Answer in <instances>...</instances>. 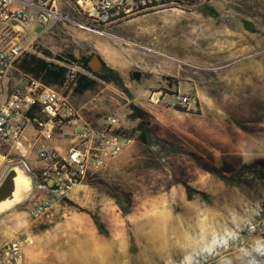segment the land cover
I'll list each match as a JSON object with an SVG mask.
<instances>
[{
    "label": "rangeland",
    "instance_id": "rangeland-1",
    "mask_svg": "<svg viewBox=\"0 0 264 264\" xmlns=\"http://www.w3.org/2000/svg\"><path fill=\"white\" fill-rule=\"evenodd\" d=\"M205 4L217 15L200 5L134 17L110 28L109 36L97 34L100 40L70 25L39 39L31 52L43 56L47 49L54 62L68 66L64 54L72 52L99 55L120 69L124 84L133 85L125 86L130 94L101 82L89 97L106 111L89 119L98 123L116 115L134 143L75 187L68 196L73 204L55 202L38 219L32 209L48 193L28 174L25 197L0 213V249L20 240L19 264H264V0ZM135 70L143 73L140 80L132 77ZM179 88L197 96L198 112L173 106ZM83 96L76 93L75 99ZM130 103L147 116L132 118ZM139 126L154 128L192 156L159 157L132 132ZM35 140L36 133L22 141ZM39 147L25 157L35 171L43 166L32 164ZM21 158L16 147L7 154L0 181ZM245 166L237 184L221 176ZM186 184L196 190L192 199Z\"/></svg>",
    "mask_w": 264,
    "mask_h": 264
},
{
    "label": "built area",
    "instance_id": "built-area-1",
    "mask_svg": "<svg viewBox=\"0 0 264 264\" xmlns=\"http://www.w3.org/2000/svg\"><path fill=\"white\" fill-rule=\"evenodd\" d=\"M209 0H0V168L7 154L17 148L19 164L38 187L49 194L35 203L32 216L38 219L55 204L69 196L75 187L103 170L110 160L129 149L134 138L120 132L116 115H107L96 124L88 119V109L78 107L73 98L81 74V63L69 64L63 83L48 86L29 74L18 72L17 64L31 52L39 39L62 25L109 36V29L134 17L168 10L185 11ZM29 33H34L28 40ZM174 107L190 113L200 109L197 96L177 90ZM37 139H51L64 128L72 130V145L66 153L41 148L44 162L36 174L25 157L32 143L22 140L30 127ZM39 178L41 182H38ZM5 264H19L24 251L20 240L0 249Z\"/></svg>",
    "mask_w": 264,
    "mask_h": 264
},
{
    "label": "trees",
    "instance_id": "trees-1",
    "mask_svg": "<svg viewBox=\"0 0 264 264\" xmlns=\"http://www.w3.org/2000/svg\"><path fill=\"white\" fill-rule=\"evenodd\" d=\"M201 11L211 16L217 15L216 10L212 6L207 5V4H202ZM244 24L246 25L247 28L253 29L252 25L249 22L245 21ZM36 45H38V43ZM64 55H66L70 61L65 59L64 56L62 55H59L57 57L61 61H66V62L68 61L67 63L69 62L70 63L72 62L81 63L83 67L87 70V72L92 75L90 76V74L86 73V74H81L79 76L78 84L75 88V94L84 93L86 90H90V91L95 90L99 84V80H102L107 83L116 84L119 87L123 88L124 89L123 91L125 93H127L128 95L130 94L127 88H125L124 80L119 70L108 66L105 62L103 64V67L100 70H94L89 65L90 60L93 55L76 56L72 52H67ZM49 57H51V53L47 49H44L43 56L39 55L38 53L27 52L17 64L18 72L16 73V76H21L22 73H25V74H29L33 76L36 79L41 80L44 84L48 86L61 85L65 79L66 73L68 71V67L65 64L57 63V62H54L53 60H50ZM73 101L76 104V100L74 98H73ZM130 113H131V117L135 119L140 118L141 120H143L142 118H145L147 116V113L142 108H140L138 105L134 103H130ZM120 132L128 135L127 128L124 127L123 125H121L120 127ZM132 132L138 134V138L142 143H147L151 145L152 148L155 149L156 155H158L159 157H165V155H175L176 156V155H180L184 153L189 154L190 157L192 156L191 153L184 151L177 144L167 141L166 139L160 138L157 135L155 129L149 126H145L143 129L139 127L134 128ZM38 158L41 160L40 157ZM28 162L32 170L36 174H39L40 170L35 171L34 167L31 166V162L30 161ZM246 170H247V167L245 166L241 172L237 174H233L232 176H223L219 174L217 170H210V171L214 174L221 175L222 178L228 184L234 185L242 181L243 176L246 175L245 174ZM89 180L90 178L87 180V182ZM244 181H247V177L246 179H244ZM38 182H41L40 178ZM185 187H186L187 197L189 199H192L193 194L196 190H194L188 184H186ZM41 189L44 190V188H41ZM114 195L115 197H117L118 203L121 204L122 196L118 193H115ZM201 196L204 198L205 194L201 192ZM61 202L73 204V202L68 197L63 198ZM92 216L98 228L102 230L103 224L100 220V217L96 215L95 213H92Z\"/></svg>",
    "mask_w": 264,
    "mask_h": 264
},
{
    "label": "crops",
    "instance_id": "crops-1",
    "mask_svg": "<svg viewBox=\"0 0 264 264\" xmlns=\"http://www.w3.org/2000/svg\"><path fill=\"white\" fill-rule=\"evenodd\" d=\"M99 35V34H98ZM89 36L92 38V39H94V40H100L99 39V37L97 36V33H95V32H91L90 34H89ZM101 36H103V35H101ZM101 38V37H100ZM104 61V60H103ZM108 66H110V67H112V68H115V69H117V70H120L119 68H117L116 66H114V65H111L110 63H108V62H106V61H104ZM87 74H90V73H88L87 72ZM90 76H92L91 74H90ZM170 79V78H169ZM101 82L103 83V84H106V86H111V84H113V83H107V82H104V81H102V80H99V84H98V86H101ZM125 86H133L132 84H125ZM179 86H182V84H180ZM179 90H180V88H179ZM91 92L92 91H90V90H86L83 94H84V96H83V98H81V100H77V99H75V96H74V99L76 100V105L78 106V107H83V106H85L87 109H88V111L86 112L87 113V115H88V119H89V117H93V116H95V115H98L99 114V112L103 109V111H106L105 109H104V107L102 106V104L101 103H99V102H94L93 101V99H91V97H89V95L91 94ZM75 103V102H74ZM90 120V119H89ZM90 121H92V120H90ZM102 122V121H101ZM101 122H98V123H96V124H99V123H101ZM95 123V122H94ZM121 124V123H120ZM35 133H36V129H35V127L34 126H32V127H30L29 129H28V131H27V134H26V136L24 137V139H26V138H31V136L34 134L35 135ZM62 133V135H55V137H53V138H51V139H46V140H35V142L36 143H34V147L36 146L38 149L40 148L39 147V145H40V143H41V145L42 146H44V147H46V148H48V149H56V150H58V151H60L61 153H66L67 151H68V149L70 148V146L72 145V140H73V135H72V130H71V128L70 127H66V128H64V130L61 132ZM32 146H33V143H32ZM33 147V148H34ZM30 154H32V150H31V153ZM36 156V155H35ZM35 156H33L32 157V164H41V165H43V161L42 160H38L37 161V158L35 157ZM36 160V161H35ZM29 161V160H28Z\"/></svg>",
    "mask_w": 264,
    "mask_h": 264
},
{
    "label": "water",
    "instance_id": "water-1",
    "mask_svg": "<svg viewBox=\"0 0 264 264\" xmlns=\"http://www.w3.org/2000/svg\"><path fill=\"white\" fill-rule=\"evenodd\" d=\"M103 64L104 61L99 55H94L89 63L90 67L93 68L94 70H100ZM142 76L143 73L141 71L135 70L132 72V77L135 80H140ZM139 128H141V126H139ZM16 167L21 168L25 172V174L29 177L30 182L32 183L31 177L28 175L25 169L19 163L13 164L8 168V170L2 177V180L0 181V203L14 199V192L16 189L15 177L17 176V171L15 169ZM18 203L19 202L15 203L13 206L8 207L5 210H0V213L10 210Z\"/></svg>",
    "mask_w": 264,
    "mask_h": 264
},
{
    "label": "bare ground",
    "instance_id": "bare-ground-1",
    "mask_svg": "<svg viewBox=\"0 0 264 264\" xmlns=\"http://www.w3.org/2000/svg\"><path fill=\"white\" fill-rule=\"evenodd\" d=\"M15 169L17 171V176L15 177L16 189L14 192V199L0 203V210H5L8 207L13 206L15 203L20 202L31 187L30 179L25 172L18 167Z\"/></svg>",
    "mask_w": 264,
    "mask_h": 264
},
{
    "label": "flooded vegetation",
    "instance_id": "flooded-vegetation-1",
    "mask_svg": "<svg viewBox=\"0 0 264 264\" xmlns=\"http://www.w3.org/2000/svg\"><path fill=\"white\" fill-rule=\"evenodd\" d=\"M102 67H103V66H102ZM102 67H101V68H102Z\"/></svg>",
    "mask_w": 264,
    "mask_h": 264
}]
</instances>
